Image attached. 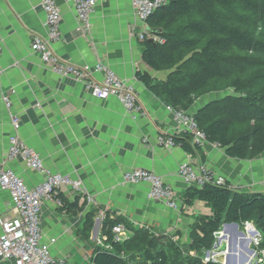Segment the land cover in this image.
Wrapping results in <instances>:
<instances>
[{"label": "crops", "instance_id": "1", "mask_svg": "<svg viewBox=\"0 0 264 264\" xmlns=\"http://www.w3.org/2000/svg\"><path fill=\"white\" fill-rule=\"evenodd\" d=\"M41 2L0 0V162H5L9 139L14 135L11 115H18L20 138L40 156L51 173L80 181L83 190L95 200L92 206L158 235L187 239L195 218L210 216L212 212L198 200L191 206L182 205L188 187L177 172L179 165L191 156L178 146L168 151L157 142L159 136L173 137L181 128L168 106L136 78L139 72H147L154 79L163 80L165 74L151 71L142 60L141 25L134 17L131 0H97L89 34L78 31L70 2L57 0L61 13L60 39L49 43V48L67 64L107 65L133 88L142 108L141 115L135 117L116 98L97 99L75 78H62L42 64L31 49L35 37L47 36ZM93 78L100 81L102 75L94 74ZM4 98L8 99L10 109ZM199 101V105L204 102ZM201 150L203 161L198 156L191 158L213 177L222 178L232 190L264 192V152L255 159L240 160L227 157L222 149L207 142L201 145ZM6 165L28 187L42 181L19 158ZM134 168L159 176L176 193L179 208L173 210L149 201L146 183H125L123 173ZM61 195L72 201L80 194L67 186ZM83 200L82 197L80 202ZM89 207L66 213L49 202L43 204L42 242L49 246L57 263L91 264L95 248L92 242L98 233L97 217L88 241L78 234ZM11 216L10 195L0 189V218ZM224 234L237 241V256L250 253L247 236L237 238L230 229Z\"/></svg>", "mask_w": 264, "mask_h": 264}, {"label": "trees", "instance_id": "2", "mask_svg": "<svg viewBox=\"0 0 264 264\" xmlns=\"http://www.w3.org/2000/svg\"><path fill=\"white\" fill-rule=\"evenodd\" d=\"M165 1L146 21L151 37L141 41L143 62L165 78L139 72L137 80L173 111L191 115L205 141L227 157L257 158L264 152V0ZM210 95L217 97L197 103ZM171 138L185 153L204 160L201 144L191 133L181 131ZM81 198L71 201L60 195L57 208L83 211L87 204ZM194 200L206 203L212 213L195 218L187 239L158 235L105 210L103 246L92 242L91 264H221L205 261V255L214 249V234L230 223L242 231L245 223L252 224L260 242L251 248L257 256L264 250V192H236L226 182L205 183L188 187L182 205L191 206ZM98 213L92 205L86 211L78 231L83 240H89ZM119 225L127 238L116 242L112 228Z\"/></svg>", "mask_w": 264, "mask_h": 264}, {"label": "built area", "instance_id": "3", "mask_svg": "<svg viewBox=\"0 0 264 264\" xmlns=\"http://www.w3.org/2000/svg\"><path fill=\"white\" fill-rule=\"evenodd\" d=\"M68 1L75 14L78 31L83 34H89L91 31V15L94 12L97 0ZM165 3V0H131L134 17L141 25L139 40L142 41L149 36V28L146 21L156 9L165 5ZM41 8L45 14L44 26L47 30V36L45 39L35 37L32 40L31 49L40 57L42 64L62 78H75L84 85V88L90 92L91 96L100 100L114 97L133 117L141 115L142 108L138 105L133 88L119 79L107 65L97 62L94 66L84 65L79 67L64 63L53 55L49 48V43L60 39L61 13L57 0H42ZM162 42L163 40H160V43ZM1 53L2 47L0 45V56ZM1 74L2 70L0 69V76ZM94 74L102 75V79L95 81L93 78ZM4 102L7 109H10V103L7 98H4ZM167 108L173 112L181 131L191 133L194 140L201 145L206 142L204 134L197 129L191 115ZM11 124L14 129V135L9 139L5 162H0V189L10 195L13 216L0 218V264L5 262L12 264H61L57 263L51 255L49 246L42 242L40 214L43 204L49 202L56 207L60 206L61 191L67 186L82 195L88 206L95 205V200L83 190L80 181L73 180L68 176L51 173L44 166L40 156L30 149L18 135L20 129V118L18 115H11ZM157 142L168 151L176 147L171 137L159 136ZM18 158L23 161L29 170L41 176L42 181L39 184L28 187L6 165V163ZM177 175L187 187H202L205 183L224 184L222 178L213 177L205 167L197 165L191 157L179 165ZM123 181L128 184L146 183L149 187L147 194L149 201L162 203L173 210L179 208L176 193L173 189L166 185L159 176L148 170L140 168L127 170L123 173ZM97 219L99 220V230L95 237V242L97 245L103 246V240L100 236V225L105 219V209H99ZM244 229L250 234L251 246L257 247L260 242L258 231L250 223H245ZM112 233L116 242L127 238L126 231L122 225L113 227ZM216 251L217 248L209 251L210 255H205V261H215L217 255L214 253ZM251 262L253 264H264V250L259 251V256L253 250Z\"/></svg>", "mask_w": 264, "mask_h": 264}, {"label": "water", "instance_id": "4", "mask_svg": "<svg viewBox=\"0 0 264 264\" xmlns=\"http://www.w3.org/2000/svg\"><path fill=\"white\" fill-rule=\"evenodd\" d=\"M149 33H151V31ZM95 225L97 228L96 231L98 232L99 230L98 219L96 220ZM226 229H230L232 233L237 236V238L246 236L244 232L239 230V226L237 224L235 223L224 224L222 226V230L214 234V236L217 239L216 243L214 244V248H217L216 253H214L217 255L215 257V261L221 264H238L236 259L234 258V255H236L238 252V247H237L238 243L237 241H232L228 239V236L224 234ZM249 244H250V240H249ZM249 244H248V248H249ZM250 250L253 253V250L252 249ZM206 255L209 256L210 255L209 252H207ZM239 258H240L239 260L240 264H246L249 261V257L247 255H240ZM249 264H253V263L250 262Z\"/></svg>", "mask_w": 264, "mask_h": 264}, {"label": "rangeland", "instance_id": "5", "mask_svg": "<svg viewBox=\"0 0 264 264\" xmlns=\"http://www.w3.org/2000/svg\"><path fill=\"white\" fill-rule=\"evenodd\" d=\"M217 97V95L215 96V95H210L209 97H207L206 99H202L204 102H206V101H210V99H215ZM201 100V101H202ZM200 102V101H199ZM240 231H242L241 229H239ZM242 232H244L245 233V235L248 237V238H250V234L248 233V231L246 230V229H244V231H242ZM250 249H252L251 248V243L249 244V250ZM246 255L248 254V253H245ZM249 255V261L246 263V264H249L250 262H251V260L253 259V253H252V251L250 250V253L248 254ZM247 255V256H248ZM240 256V255H239ZM239 256H237V255H234V258L236 259V261H237V263L238 264H240L239 263V260H240V258H239Z\"/></svg>", "mask_w": 264, "mask_h": 264}]
</instances>
